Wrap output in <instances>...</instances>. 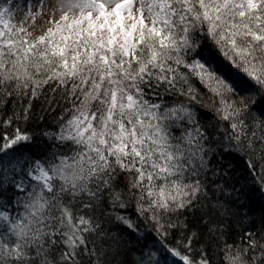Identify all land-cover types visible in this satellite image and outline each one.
<instances>
[{
  "label": "snow or ice",
  "instance_id": "obj_1",
  "mask_svg": "<svg viewBox=\"0 0 264 264\" xmlns=\"http://www.w3.org/2000/svg\"><path fill=\"white\" fill-rule=\"evenodd\" d=\"M42 96L59 111L37 145L18 122ZM9 103L0 264H167L161 253L211 264L202 248L193 256L183 213L227 175L212 158L242 154L264 191V0H0V109ZM216 231L221 264H264V229L240 242Z\"/></svg>",
  "mask_w": 264,
  "mask_h": 264
},
{
  "label": "trees",
  "instance_id": "obj_2",
  "mask_svg": "<svg viewBox=\"0 0 264 264\" xmlns=\"http://www.w3.org/2000/svg\"><path fill=\"white\" fill-rule=\"evenodd\" d=\"M221 64L222 67H227L223 62ZM229 70L231 71L232 69ZM193 83L199 92L203 94L206 101L208 99L206 89L198 82L193 81ZM183 99V97H165L167 102H180ZM27 103V100L23 101L25 106ZM52 106L45 102L43 96L35 99L32 101V107L28 111L27 121L21 119L18 122L22 129H27L32 133L37 145L43 142L40 135L41 132L51 125L52 117L59 111V108H56V112L50 111L49 108ZM13 107L9 103L6 107L0 109V118H6V114L10 115ZM16 110L22 112L19 107H16ZM261 110H264V105L261 106ZM212 122L214 123L215 121ZM35 151L39 153L42 149L38 146ZM219 157L223 158H212V167L217 170L222 169L227 175L221 173L206 179V194L200 197L191 209H185L183 213L189 225V230L196 232L198 236V243L194 242L193 256H198L202 248L208 252L211 264H221L222 260L219 248V243H222V240L218 242L216 239L219 235V232L216 231L217 228L227 233L223 239H227L229 242H240L245 229H251L256 233L264 229V191L260 190L259 174L254 175L249 171L242 154L220 153ZM215 182L219 183V187ZM220 205H223V208ZM224 208L229 211L225 212ZM121 211L123 214L130 215L135 219L131 208ZM95 215L99 217L100 213L96 212ZM101 227L105 231L112 232L113 235L121 234L125 240L129 239L127 232L121 233L120 226L110 217H105L101 220ZM210 229L212 230L210 231ZM144 231L145 227L141 225V232ZM174 235L175 238H180L178 233ZM151 241L152 237H149L147 242L151 243ZM136 247L138 245L133 238L132 243L129 245V250ZM156 247L159 248L160 245L157 244ZM161 254L167 257V264H172L173 258L170 255H167V253ZM121 258L131 260L130 251L127 256ZM82 264H88L87 257L82 259ZM162 264H164L163 260Z\"/></svg>",
  "mask_w": 264,
  "mask_h": 264
},
{
  "label": "rangeland",
  "instance_id": "obj_3",
  "mask_svg": "<svg viewBox=\"0 0 264 264\" xmlns=\"http://www.w3.org/2000/svg\"><path fill=\"white\" fill-rule=\"evenodd\" d=\"M19 19H20V14L17 13V22L19 21ZM36 24L39 25L40 27L44 28L45 30H46V28H47L48 26H50V25H43V24H41L40 21H39V19H37ZM34 34H39V33H34ZM229 71H230V70H229Z\"/></svg>",
  "mask_w": 264,
  "mask_h": 264
}]
</instances>
